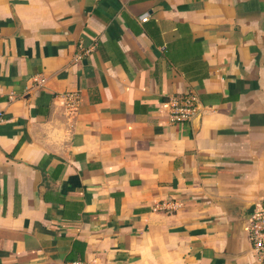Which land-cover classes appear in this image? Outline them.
Returning a JSON list of instances; mask_svg holds the SVG:
<instances>
[{"label": "crops", "instance_id": "obj_1", "mask_svg": "<svg viewBox=\"0 0 264 264\" xmlns=\"http://www.w3.org/2000/svg\"><path fill=\"white\" fill-rule=\"evenodd\" d=\"M263 201L264 0H0V264H264Z\"/></svg>", "mask_w": 264, "mask_h": 264}, {"label": "built area", "instance_id": "obj_2", "mask_svg": "<svg viewBox=\"0 0 264 264\" xmlns=\"http://www.w3.org/2000/svg\"><path fill=\"white\" fill-rule=\"evenodd\" d=\"M36 85H41L44 79L33 78ZM66 97L70 99L71 94ZM198 99L193 93H185L181 97L175 99L172 103L169 121L172 124H183L190 122L198 112ZM176 202H161L157 204V210L164 211L165 214L175 211ZM248 238L251 242L252 250L261 262H264V201L255 209L248 218ZM70 264H84L83 261H74Z\"/></svg>", "mask_w": 264, "mask_h": 264}]
</instances>
